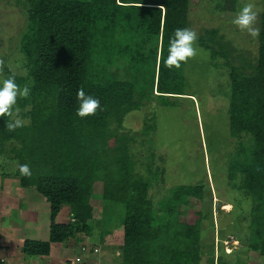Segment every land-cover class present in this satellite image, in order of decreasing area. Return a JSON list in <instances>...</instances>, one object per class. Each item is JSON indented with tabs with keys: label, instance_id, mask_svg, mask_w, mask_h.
I'll list each match as a JSON object with an SVG mask.
<instances>
[{
	"label": "trees",
	"instance_id": "16d2710c",
	"mask_svg": "<svg viewBox=\"0 0 264 264\" xmlns=\"http://www.w3.org/2000/svg\"><path fill=\"white\" fill-rule=\"evenodd\" d=\"M225 1L226 10L235 9L236 0ZM20 3L26 7V26L18 53L27 75H15L8 66L3 70L5 79L14 77L30 94L17 99L23 127L9 131L12 117H0V163L4 168L14 164L19 186L34 188L50 208L48 240H25L23 254L47 258L52 244L78 235L89 237L94 203L100 197L124 206L117 247L121 264H202V216L185 223L179 217L189 198L202 200L203 189L173 187L154 207L151 184L135 171L129 140L120 134L124 119L148 104L150 95H182L184 63L179 69L169 68L164 60L175 30L189 29V0ZM259 21L255 62L234 66L216 31H205L196 43L212 58L226 62L230 133L239 143L248 138L246 149L237 145L227 161V179L230 183L239 179L236 187L252 201L247 250L257 253L264 264V0ZM80 89L100 101L94 115L77 116ZM150 128L145 123L143 134ZM22 164L29 165L30 176L20 174ZM97 184L100 195L94 190ZM229 205V215L236 216L238 206ZM63 206L69 208L65 224L56 222ZM2 247L0 235V251ZM212 248L207 264H228L222 248L216 256ZM235 254L229 264H241V256Z\"/></svg>",
	"mask_w": 264,
	"mask_h": 264
},
{
	"label": "rangeland",
	"instance_id": "374dc122",
	"mask_svg": "<svg viewBox=\"0 0 264 264\" xmlns=\"http://www.w3.org/2000/svg\"><path fill=\"white\" fill-rule=\"evenodd\" d=\"M20 1H0V80L6 78L3 70L6 66L15 75H27L18 53V43L26 26V7ZM249 2L258 12L254 27L260 28L262 0H236L232 11L226 10L229 3L225 0H189V29L197 37L208 30L216 31L218 43L230 52L234 66L255 62L258 37L252 38L233 24L240 9ZM194 46L197 55L181 68L183 77L179 93L182 95H164V98L150 95L148 104L124 119L120 134L129 140L135 171L151 184L149 199L154 207L169 196L173 187L200 186L203 189L202 200L189 198L188 205L180 208L179 217L180 222L185 223L199 213L202 216V264H207L212 247L214 256L222 248L228 264L235 258V253L241 256V264H261V257L247 250L252 201L236 187L239 179L234 183L227 179V161L230 162L237 145L243 144L246 149L248 138L239 143L230 133V86L226 62L219 56L212 58L211 53L198 43ZM135 50L134 47L132 53L136 55ZM15 110L19 114L17 106ZM145 123L151 128L143 134ZM14 170V164L0 167V235L3 238L0 264H75L74 259L82 255L79 251L82 244L97 248L98 255L92 256L95 263L102 257L110 263L116 258L122 238L124 206L104 202L100 197L94 203L95 221L90 224L89 237L78 235L60 246L61 250L55 245L53 261L24 255L25 240L45 242L43 236L50 223V208L34 188L19 186L18 178L13 176ZM101 189L97 184L94 189L97 195L101 194ZM229 204L238 206L236 216L229 215L232 211ZM68 220L69 208L63 206L56 222L65 224ZM116 261L120 262V259L116 258Z\"/></svg>",
	"mask_w": 264,
	"mask_h": 264
},
{
	"label": "clouds",
	"instance_id": "9594fccd",
	"mask_svg": "<svg viewBox=\"0 0 264 264\" xmlns=\"http://www.w3.org/2000/svg\"><path fill=\"white\" fill-rule=\"evenodd\" d=\"M254 7L253 3H246L233 20L234 25L238 26L240 30L246 31L252 38H256L260 34V29L254 27L258 15ZM197 39V34L188 28L176 29L169 41L168 56L164 60L165 65L169 68L179 69L182 63L195 57L198 51L194 46ZM29 94L30 89L26 86L21 88L15 82L14 77L0 80V117H14L7 124L9 131L23 127L24 121L18 117V110H15V106L18 97L26 98ZM77 100L79 103L76 113L78 117L94 115L100 108V101L91 95H86L83 89L78 90ZM18 170L22 176L31 175L27 164L19 165Z\"/></svg>",
	"mask_w": 264,
	"mask_h": 264
},
{
	"label": "built area",
	"instance_id": "2783aa9c",
	"mask_svg": "<svg viewBox=\"0 0 264 264\" xmlns=\"http://www.w3.org/2000/svg\"><path fill=\"white\" fill-rule=\"evenodd\" d=\"M225 244H226V242H225ZM96 249L97 248H94L92 245H85V244L80 245L79 251L82 253V255L80 256V254H79L74 259V263L75 264H96L92 260V256H94L95 254L98 255V251H96ZM228 249H229V246H228Z\"/></svg>",
	"mask_w": 264,
	"mask_h": 264
},
{
	"label": "crops",
	"instance_id": "0c3cea01",
	"mask_svg": "<svg viewBox=\"0 0 264 264\" xmlns=\"http://www.w3.org/2000/svg\"><path fill=\"white\" fill-rule=\"evenodd\" d=\"M46 233L47 234H45L43 237H44V241H47L48 240V238H49V226L47 225V228H46ZM1 238H2V236H1ZM3 239V238H2ZM55 245H57L58 247L56 248V249H60L61 247H62V245L63 244H60V245H58V244H52L51 245V251H50V254H49V256L47 257L48 259H52L54 256H53V254H54V246ZM61 246V247H60ZM61 250V249H60ZM115 255H116V258H119V252L118 251H116V253H115ZM46 258V257H45ZM46 258V259H47ZM116 258L114 257V259H113V261L110 263V261L109 260H107V259H104V257H102L101 259L102 260H100V264H121V261L119 262V261H116ZM54 259H52V261H53ZM56 261H58V260H56ZM55 262V261H54ZM99 263H97L96 262V264H99Z\"/></svg>",
	"mask_w": 264,
	"mask_h": 264
}]
</instances>
